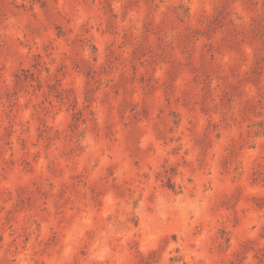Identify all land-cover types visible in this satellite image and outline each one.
I'll list each match as a JSON object with an SVG mask.
<instances>
[{"label":"rangeland","instance_id":"obj_1","mask_svg":"<svg viewBox=\"0 0 264 264\" xmlns=\"http://www.w3.org/2000/svg\"><path fill=\"white\" fill-rule=\"evenodd\" d=\"M0 264H264V0H0Z\"/></svg>","mask_w":264,"mask_h":264}]
</instances>
